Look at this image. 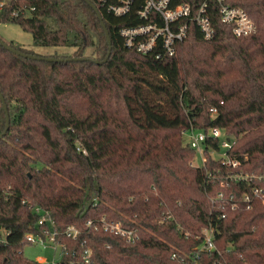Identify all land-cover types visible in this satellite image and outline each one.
Segmentation results:
<instances>
[{
	"label": "trees",
	"instance_id": "trees-1",
	"mask_svg": "<svg viewBox=\"0 0 264 264\" xmlns=\"http://www.w3.org/2000/svg\"><path fill=\"white\" fill-rule=\"evenodd\" d=\"M91 1L112 39L102 64L25 58L0 43V91L10 115L0 138V264H42L24 254L26 235L40 231L36 207L56 222L68 264H84L86 248L91 264H264V0H232L249 12L256 34L237 37L211 4L214 36L204 38L190 22L177 53L161 58L129 48L121 32L144 22L137 15L143 0L122 16L109 8L119 0ZM202 1L172 0L193 10ZM0 23L31 32L36 46L74 47L56 57L108 54L86 0H0ZM5 126L0 98V133ZM191 127L222 130L231 148L208 136L207 161L194 164L185 137ZM211 150H225L239 165ZM104 216L136 229L138 240L87 224ZM70 225L80 230L76 239L64 235ZM209 227L217 249L198 254Z\"/></svg>",
	"mask_w": 264,
	"mask_h": 264
},
{
	"label": "built area",
	"instance_id": "built-area-1",
	"mask_svg": "<svg viewBox=\"0 0 264 264\" xmlns=\"http://www.w3.org/2000/svg\"><path fill=\"white\" fill-rule=\"evenodd\" d=\"M135 1L119 0L117 3H111L109 8L116 15L122 16L130 12ZM211 4L217 8L221 21L231 26L237 37H247L257 33L258 26L249 12L240 5L234 4L232 0H203L196 10H193L191 4L184 2L174 5L172 0H143L142 7L138 9L137 15L144 22L135 26L124 27L121 31L126 46L140 54H153L157 58L173 56L177 53L178 44L187 37L190 22H195L204 38L210 39L215 33L210 11ZM213 111L216 112L217 109L213 108ZM208 136L221 138L223 148H231L232 145L226 140L224 132L218 128H213L209 133H206L191 127L189 131L185 132L186 142L195 149L199 164H204L207 161L205 143ZM214 153L211 150L212 155L223 157L224 163L227 165L234 167L239 165V162L229 157L225 150L217 151L218 155ZM253 192L255 195H260L263 190L255 188ZM245 199L250 201L251 196L247 194ZM35 210L42 214L38 221L40 231L28 233L26 235L27 240L30 244L38 243L43 246L60 248L59 258H55L48 263L38 261L42 264H68L62 262L63 256L67 252V246L61 241V233L56 226V222L48 212L40 207H36ZM87 224L95 231L104 230L120 235L129 242H135L139 238L136 229L126 228L120 221L108 220L105 216L97 220L89 219ZM79 232L80 230L76 225H70L65 230L64 235L76 239ZM202 234L203 241L196 248L197 253L215 251L217 249L215 229L213 227L204 228ZM0 242H6L5 232L0 234ZM107 247L110 248L111 246L108 244ZM173 257L176 258L177 254L174 253ZM82 259H84V264H91L93 262V249L86 248L82 253ZM75 263L74 261L73 264ZM185 263L188 264L186 261Z\"/></svg>",
	"mask_w": 264,
	"mask_h": 264
},
{
	"label": "rangeland",
	"instance_id": "rangeland-1",
	"mask_svg": "<svg viewBox=\"0 0 264 264\" xmlns=\"http://www.w3.org/2000/svg\"><path fill=\"white\" fill-rule=\"evenodd\" d=\"M0 36L3 39L14 41L16 44L24 48L31 49L36 55L44 57H56L55 55H70L74 51V47L68 46H41L33 44V36L29 31H25L16 23H0ZM89 49L87 50V52ZM86 105L80 101L79 108L85 111ZM199 163L197 159H193V163ZM60 248L54 246H43L41 244H27L24 248V254L27 258L39 260L43 262H52L55 258H59Z\"/></svg>",
	"mask_w": 264,
	"mask_h": 264
},
{
	"label": "water",
	"instance_id": "water-1",
	"mask_svg": "<svg viewBox=\"0 0 264 264\" xmlns=\"http://www.w3.org/2000/svg\"><path fill=\"white\" fill-rule=\"evenodd\" d=\"M89 4H91V6L95 9V11L97 12L98 14V17L102 23V27L105 31V34H106V37H107V40H108V45H109V50H108V54L106 56V58H104L103 60H97L93 57H89V56H83V57H69V58H62V57H44V56H39V55H36V54H30V53H26V52H23L21 50H18L16 49L15 47L13 46H10L7 42L4 41V39L0 36V43L5 47L7 48L8 50L20 55V56H23L25 58H31V59H35V60H48V61H75V60H91V61H95L99 64H102L104 62H106L109 57L111 56V53H112V39H111V36H110V32L106 26V23L104 22V18H103V15L101 13V11L99 10V8L97 7L96 4H94L91 0H86ZM0 98L2 100V103H3V106H4V109H5V112H6V126H5V129L2 133H0V138L4 137V135L8 132L9 128H10V115H9V110H8V106L6 104V101H5V98H4V95L2 94V92L0 91Z\"/></svg>",
	"mask_w": 264,
	"mask_h": 264
}]
</instances>
